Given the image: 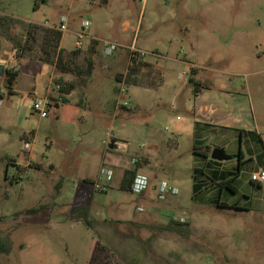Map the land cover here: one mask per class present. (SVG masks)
Instances as JSON below:
<instances>
[{"label": "rangeland", "instance_id": "374dc122", "mask_svg": "<svg viewBox=\"0 0 264 264\" xmlns=\"http://www.w3.org/2000/svg\"><path fill=\"white\" fill-rule=\"evenodd\" d=\"M62 15V59L68 62L78 49L73 59L82 72L55 66L53 91L44 97L50 102L48 115L23 113L11 103L6 71L19 70L22 58L47 63L43 36L46 28H58ZM124 18L134 30L121 32ZM84 19L89 26L83 31ZM106 22L126 35L122 45ZM33 24L34 40L26 41ZM88 35L102 39L94 47ZM105 41L118 44L112 55L104 53ZM136 49L162 70L167 84L161 91L146 88L143 76L138 86L116 80ZM0 51L6 52L0 62V234L9 233L11 241L0 264L264 262V208L259 206L264 182L250 180L255 157L242 161L235 181L239 192L233 193L217 182L230 177L228 170H238L237 161L205 165L201 156L191 155L190 140L180 143L177 154L168 141L173 118L188 116L172 106L170 90H195L196 71L186 62L194 54L208 67L200 68V75L228 77L240 92L250 93L252 108L246 109L258 124L257 129L244 121L245 130H210L211 144L219 138L238 143L244 132L242 137L263 149L264 0H0ZM89 59L93 69L86 74ZM19 74L14 87L26 96L23 68ZM59 77L75 82L69 102L59 99ZM102 167L113 171L105 186L98 181ZM134 167L148 178L147 187L139 193L119 189L124 169ZM218 200L237 201L246 210L218 206ZM80 207L88 208L92 228L77 221L74 211Z\"/></svg>", "mask_w": 264, "mask_h": 264}, {"label": "crops", "instance_id": "0c3cea01", "mask_svg": "<svg viewBox=\"0 0 264 264\" xmlns=\"http://www.w3.org/2000/svg\"><path fill=\"white\" fill-rule=\"evenodd\" d=\"M187 10V9H186ZM187 12V11H186ZM206 12V11H205ZM88 20V19H87ZM111 23V22H110ZM106 22V29L109 28L114 29L113 22L110 24ZM110 24V25H109ZM121 32H125L127 30H134V26L129 18H124L120 24ZM119 38L115 41L122 45V40L126 39V35H120V30L114 29ZM79 31H75V34ZM89 37L100 41L102 38L96 35H88ZM63 37V33H62ZM61 37V40H62ZM192 49L195 47L193 43L190 45ZM5 51H0V62L3 61L2 55L5 54ZM2 54V55H1ZM193 60L187 61V64H191L194 66L196 75L195 80L198 82H202L203 86L199 88L197 91L193 90L192 87H188V89L184 86L174 87L170 91L172 92V106L178 107L180 106L188 116L183 117L182 115L177 114L173 118L172 128H173V136L169 138L170 149H173L174 152L179 153L177 148L180 146V143L183 140H190L192 142L191 145V155L193 154L192 148L194 145H208L210 147V152L214 147H224L225 152L231 156V158L227 159L230 161H237L242 159L249 160L254 159L255 163L250 169V173L257 171L259 169H264V141H263V149L259 147L258 144L254 142L250 137L244 138L242 137L245 133L241 132V140L238 143H231V140L228 138H219L215 140L216 144L212 145L211 140H209V131L213 130L216 132L224 133L226 128H234V130H238L240 128L245 130V127H242V123L244 121H248V124L254 129L258 128V124L254 118H250L249 112L246 109V105L249 107V111H251V95L249 92L243 93L240 92L238 86L234 85L232 79L228 77L218 76L216 78H209L204 75H200V68H207L197 63V56L191 54ZM28 59L22 58L20 59L21 65L19 66V70L21 68L24 69V76L27 85V92L23 90L22 93H26V96H19L18 90L15 89V85L18 84L17 78L21 75L18 73L16 78L13 81L9 90L7 91L11 103L17 104L21 106L23 113L32 112L30 108V101L35 97H49L51 96V92L53 91L52 78L53 74L56 71L55 64L52 63H41L38 65H33L28 63ZM205 62V61H204ZM207 62V61H206ZM187 65L185 66V68ZM18 70V71H19ZM167 84V80L165 76L163 77V81L157 87H152V89L162 90L164 86ZM129 86H138V85H129ZM128 86V87H129ZM150 88V87H146ZM2 92L0 91V95ZM29 95H31L29 97ZM70 94L66 95L68 97ZM163 97V96H162ZM160 97V98H162ZM167 100V99H166ZM70 101V100H69ZM68 101V102H69ZM58 106L55 108L58 109ZM248 112V113H247ZM58 112H56V116ZM235 125V126H234ZM196 127L199 130H196ZM29 130H33L30 125ZM225 135V134H222ZM195 141V142H194ZM194 143V144H193ZM229 149V150H228ZM144 152V151H143ZM194 156V154L192 155ZM221 164V163H220ZM225 166V165H224ZM229 173L235 172V170H228ZM241 172V171H240ZM237 180V179H236ZM264 182V181H263ZM262 182L260 183V186ZM237 187V192H239V184H235ZM226 202V201H224ZM229 205L236 204L238 207L242 205L238 204L237 201L231 200L226 202ZM260 208H264V204L259 205ZM231 209H236V207H231ZM246 210V209H243ZM249 264H264L262 261H257L256 259H252Z\"/></svg>", "mask_w": 264, "mask_h": 264}, {"label": "trees", "instance_id": "16d2710c", "mask_svg": "<svg viewBox=\"0 0 264 264\" xmlns=\"http://www.w3.org/2000/svg\"><path fill=\"white\" fill-rule=\"evenodd\" d=\"M35 7H37V3L34 4ZM36 25H32L27 29V37L26 41L34 40L35 36V30L33 29ZM47 32H45L43 36V42H42V48L43 52L45 53V56L42 57V60H44L47 63H54L55 66L61 71V72H72L76 74H80L82 71L79 67H77L75 63V57L76 54H78L79 50L75 49L72 51V54L74 55L69 59V61H63V53L64 49L59 46V42L62 37V30L55 27L46 28ZM99 43L98 40L92 39V45L95 47ZM92 46V49H93ZM91 50V48H90ZM55 57V60L53 61ZM92 61L91 59L88 60V67L85 70L86 74H90L93 67H92ZM194 70V68L192 69ZM8 73V76L6 77V81L8 83L9 88L13 84L14 79L18 75L19 71L16 69H8L6 71ZM144 77L146 79V82L141 81V77ZM116 80L123 82L126 85H141L144 83L145 87H157L160 85L163 81V72L160 68L156 67L153 63L150 61H146L143 59V55H141L137 50H131L129 52V58L128 63L126 67L125 73H119L116 75ZM56 85H58V95L59 99L62 102H68L69 99L66 97L74 88H75V82L74 81H67L61 77L56 79ZM193 85L195 86V91H197L199 88L203 86V83L198 82L196 80H193ZM55 106H58V103L54 104ZM50 106V103H49ZM209 150L210 147L208 145H194L192 148V152L196 156H201L202 160L205 161V165H210L214 162H219L218 160H214L212 158H209ZM212 162V163H211ZM241 163L242 159L238 160V170L231 173L230 177L226 180H220L217 183L221 186V188H226L230 190L233 193L237 192V187L235 186V181L241 171ZM137 173V167L134 168H126L123 171L120 183H119V189L122 190H131V185L134 180V177ZM229 173V171H227ZM216 182V181H215ZM253 182V181H252ZM254 184H257L260 186L259 182H253ZM218 206H230V207H236L239 209H246L245 207H238L236 204L229 205L228 203L218 200L217 201ZM78 222L84 223L88 227H93V220L89 218L88 216V208L87 207H80L78 210ZM75 215V213H74ZM11 241H10V234H0V253H8L10 250Z\"/></svg>", "mask_w": 264, "mask_h": 264}, {"label": "built area", "instance_id": "2783aa9c", "mask_svg": "<svg viewBox=\"0 0 264 264\" xmlns=\"http://www.w3.org/2000/svg\"><path fill=\"white\" fill-rule=\"evenodd\" d=\"M60 25L58 26L59 29L64 30L66 28V17L64 15H62L59 19ZM89 26V20L84 19L81 21V28L84 30H86ZM78 35L80 37L84 36L83 33L79 32ZM118 44H116L115 42L112 41H105L104 42V53L106 55H112L115 50L117 49ZM141 55L144 54V52L142 50H138L136 49ZM17 68L14 67V70H16ZM185 74V72H181L179 73L178 77L181 78L183 77V75ZM0 102H2V98L0 97ZM49 103L46 98L44 97H35L34 99H31L30 101V108L32 110V112L36 113L38 116L41 117H45L48 115V111H49ZM26 145L29 146V143H25ZM25 147V146H24ZM113 176V171L110 168L107 167H102L99 170L98 173V181L105 186L107 183L110 182V180L112 179ZM250 180L253 182H263L264 181V169H259L257 171H254L250 174ZM98 182V183H99ZM99 183V185H100ZM148 185V178L146 177V175H144L143 173H136L134 180L132 182L131 185V190L132 192H142ZM161 189L165 190L166 189V184L165 182H163L161 184ZM171 190L173 192H176L175 188H171Z\"/></svg>", "mask_w": 264, "mask_h": 264}, {"label": "water", "instance_id": "95a60500", "mask_svg": "<svg viewBox=\"0 0 264 264\" xmlns=\"http://www.w3.org/2000/svg\"><path fill=\"white\" fill-rule=\"evenodd\" d=\"M2 68H3V65L0 63V73L2 71ZM109 147L110 148L114 147V139H111L109 143ZM210 158L214 160H218V161H223V160H227L231 158V156L225 152L224 147H214L210 152Z\"/></svg>", "mask_w": 264, "mask_h": 264}]
</instances>
